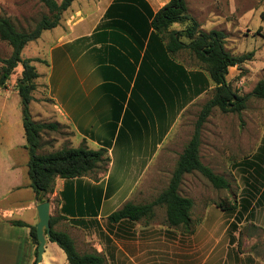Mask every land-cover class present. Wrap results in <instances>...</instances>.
<instances>
[{"label": "crops", "instance_id": "obj_1", "mask_svg": "<svg viewBox=\"0 0 264 264\" xmlns=\"http://www.w3.org/2000/svg\"><path fill=\"white\" fill-rule=\"evenodd\" d=\"M168 1L92 0V7L64 32L52 34L50 43V35L45 36L48 47L36 56L45 66L43 73L37 71L36 81L44 85L46 99L38 101L32 93L29 109L31 112L35 106L36 111L31 115L61 125L57 131L42 133L37 152L55 151L63 145L85 146L103 148L108 157L103 168L85 176L55 177L46 194L50 219L54 218L52 228L69 234L77 251L78 234L88 248L102 253L104 262L111 264H167V254L158 256L156 228L149 220L111 223L106 218L134 195L142 194L141 182L152 181L150 174L158 173L157 166L166 164V158L176 163L190 139L183 138L187 133L181 126L183 114L213 88L194 56L192 60L187 50L168 53L161 34L150 27L151 14ZM185 3L193 16L188 0ZM173 25L171 29L182 28ZM200 28L214 29L201 24ZM0 100L4 101L0 103L3 115L9 98ZM8 115L0 126V264H33L37 244L30 226L37 223L36 207L41 202L35 198L27 174L21 114L20 118ZM202 128L199 157L206 165L201 157ZM63 129L69 133L65 137L61 136ZM44 139L50 142L42 143ZM217 139L210 137L206 147L220 157ZM79 218L94 221L85 227L71 223ZM39 264L69 263L47 238Z\"/></svg>", "mask_w": 264, "mask_h": 264}, {"label": "rangeland", "instance_id": "obj_2", "mask_svg": "<svg viewBox=\"0 0 264 264\" xmlns=\"http://www.w3.org/2000/svg\"><path fill=\"white\" fill-rule=\"evenodd\" d=\"M91 1L74 0L62 13L55 29L42 33L40 38L25 45L21 58L40 60L36 56L44 54L48 47L43 40L45 36L50 35L48 40L55 32H64L81 13L92 7ZM188 6L193 17L205 28L225 32V47L232 54L254 52L251 60L230 67L226 75V80L238 94L250 93L254 85L264 78V0H188ZM47 13V8L39 0H0V16L9 17L23 31L31 30L36 21ZM179 26L173 25L174 28ZM10 52L11 47L0 40V58H7ZM34 62L37 71L43 73L45 66L39 61ZM20 72L21 64H18L5 85L0 87V99L9 98L8 107L0 115V126L6 123L8 114L20 118L19 96L15 89ZM32 93L38 101L46 99L45 87L39 81H36ZM211 94L212 91L208 90L203 100L183 114L181 126L186 127L187 133H183L185 140L192 135L198 112ZM35 111V106H32L31 113L35 114ZM212 128H216L215 133H212ZM202 129L205 132L201 157L206 165L228 181V187L215 188L198 172L183 175L179 193L193 201L189 213L190 232L180 226H169L164 206H155L153 216L148 220L156 228L153 231L158 239V256L161 258L163 253L167 254V264H202L204 258L206 264H264V99L249 96L246 107L239 114L223 113L215 107ZM62 132V137L69 134L66 129ZM54 136L60 137L58 133ZM213 136L218 138L216 147L220 157L206 147ZM44 142L50 140L44 139ZM181 148L180 145L178 152ZM174 166V160L170 162L166 158V164L157 166L158 173L151 169L152 181H142L139 190L143 193L134 195L131 202L145 203L155 198L166 187ZM222 203L224 207L234 204L236 208H219L218 204ZM79 219L71 223L85 227L94 221L92 218ZM75 236L80 253L93 251L78 234ZM103 264L111 262L106 260Z\"/></svg>", "mask_w": 264, "mask_h": 264}, {"label": "trees", "instance_id": "obj_3", "mask_svg": "<svg viewBox=\"0 0 264 264\" xmlns=\"http://www.w3.org/2000/svg\"><path fill=\"white\" fill-rule=\"evenodd\" d=\"M48 13L43 14L29 31L18 29L7 16H0V40L5 41L11 52L7 58H0V87L4 86L13 70L21 64V72L15 81V89L19 96L20 114L24 148L27 151V174L30 186L39 202L47 200L46 194L52 190L55 177L64 179L85 176L108 162L106 150L88 149L85 146L68 147L38 153L41 144V135L44 132L57 131L61 125L57 122L38 121L33 119L29 104L33 100L32 92L36 88V79L39 74L33 58H21V52L28 42L38 39L44 30L57 27L62 13L74 0H39ZM179 24L181 29L170 27ZM150 27L161 34L165 40L166 50L175 54L180 50H187L203 66L213 83L210 98L201 106L190 139L179 154L171 172L166 187L151 201L145 203L126 202L107 216V221L117 223L122 220H148L153 216L155 206H164L165 220L169 226L182 227L190 232V210L193 201L190 197L179 193L182 177L192 172L200 173L215 188H227L228 181L215 173L209 166L203 164L199 157L200 129L206 122L213 108L223 113H240L246 107L249 96L264 99V78L260 79L250 93L238 94L226 80L228 69L239 66L251 60L254 52L232 54L225 47L226 34L223 30L200 28L199 22L187 11L185 0H169L155 13L151 14ZM101 167V168H103ZM100 168V169H101ZM236 208L235 205L218 204L220 208ZM76 221V220H75ZM54 218L49 220V241L54 242L64 252L69 264H103L104 257L97 251L80 253L75 248L73 239L64 231L52 228ZM24 225L23 223H19ZM30 235L37 244L35 227L30 226Z\"/></svg>", "mask_w": 264, "mask_h": 264}, {"label": "water", "instance_id": "obj_4", "mask_svg": "<svg viewBox=\"0 0 264 264\" xmlns=\"http://www.w3.org/2000/svg\"><path fill=\"white\" fill-rule=\"evenodd\" d=\"M37 223L35 224V234L37 239L36 246V259L33 264H39L44 252V245L49 237L50 230V214H49V201L45 200L37 205Z\"/></svg>", "mask_w": 264, "mask_h": 264}]
</instances>
